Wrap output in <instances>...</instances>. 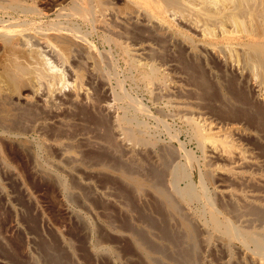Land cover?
Returning <instances> with one entry per match:
<instances>
[{
    "label": "rangeland",
    "instance_id": "obj_1",
    "mask_svg": "<svg viewBox=\"0 0 264 264\" xmlns=\"http://www.w3.org/2000/svg\"><path fill=\"white\" fill-rule=\"evenodd\" d=\"M26 1L29 4L33 1L35 4L31 5L36 8V11L39 10L36 14H27L30 18L35 16L32 19L36 22L33 21L34 26L36 25L39 28L42 25L41 29L44 30L42 32H47L53 28V22H57L56 25L68 28L70 33L79 34L78 36L85 40V44L88 43L87 46L90 49L69 45L66 47L68 53L65 46H60L61 44H57V47L55 44L54 48L50 46L42 47L35 44L33 39L30 40V45L36 46L31 48L37 49L38 47L39 50L37 49V51L40 52V55L37 58H35L36 55L25 56L22 62L26 65L30 59L28 65L34 61L35 64L33 63L31 66L34 65L36 69L45 72L43 80H48L47 84L43 83L41 79L39 80V83L42 82L41 86L38 81L37 83L40 88V95L44 96L43 98L47 95L48 97L46 98V106L37 103L35 99H32L29 104L24 101L15 102L16 106L22 107H18L20 110L25 108L34 110L33 118L26 119L22 127L20 125L16 128H3L0 126V264H43L42 256L46 254L43 251H45L47 245H50L59 254L61 252L60 255L68 256L74 264H147L133 247L131 239L127 237L128 227L132 225L136 229H142L141 231L145 233L149 231V237L152 235L150 238L153 241L155 239L160 245L163 244V241L157 238L160 236L157 223H160L162 217L156 211L155 205H158V201L151 191L144 190L141 191L142 195H136L132 184L123 179L117 168L110 167L108 161L111 162L114 156H112L113 153L108 147L109 144L103 136L106 129L111 132L113 141L116 140L114 142L119 144V152L115 154L116 158L123 163H128L131 159L133 163L130 164L134 165L133 173L138 178H147L146 171L151 167L160 169L162 175L167 178L168 173L174 167L181 165L184 175L183 177L181 175L176 181L178 188L191 185L193 188L195 187V190H198L200 183H202L205 197H210L208 199L212 203V210L219 212L221 218L227 217L234 225L244 229L253 228L252 230H255L261 225L264 227V224H261L264 223L262 221L264 218L256 220L248 212V206L250 205L264 207V128L262 129L260 124L264 120V107L253 97L245 80L237 78L228 65L214 59L215 57L212 54H208L202 49L195 33L188 30L189 28L177 19L175 20L176 23H172V34L156 35L150 29L135 28L131 25L132 23L124 24L131 26L125 28L123 23L119 21L122 14L115 9L111 13L107 12L103 16H99V18L96 16V19L87 21V23L85 21L82 23L83 21L80 18H72L67 20L68 22L65 19L66 23L63 21L64 18L62 20L58 15L56 18L57 12L54 8L58 6L68 8L70 0H30L31 3L29 0ZM6 14L8 16L11 14L16 15L15 18L21 21L26 17L23 12H19L18 17L13 10L5 13L0 10V22L8 18ZM118 14L120 15L118 16ZM114 16L118 20L113 18ZM97 19L104 22V27L99 25L102 22H96ZM103 19L108 21H103ZM60 20L63 24L59 23ZM70 22H73V25ZM106 23L111 27L108 28ZM106 25L107 28L104 29ZM117 25L118 27H116ZM44 28L49 29L45 30ZM177 28L179 31L185 30L187 33L185 31L182 33L189 35L185 38ZM111 29H113V32ZM174 30L175 32H173ZM110 31L111 35L108 34ZM180 34L181 36L178 37ZM119 36L122 38L120 39ZM113 38L114 41H112ZM189 38L192 39L191 42L186 41ZM116 40L120 41L116 42ZM187 42L191 45L188 46ZM122 43L125 48H123ZM120 44L123 51L121 46L118 47ZM143 44H146V47ZM139 46L144 47L145 51L140 49ZM126 48L127 51L129 50L127 54L124 52ZM20 58L22 59V57ZM130 59L137 63L149 62L148 65L159 68L158 74L162 72L159 76L163 77L161 81L166 84V87L163 84L165 89L156 88L154 80V82L150 80L146 83L145 79L141 77L142 75L137 73L138 71L136 72V69L131 67L132 65H129L132 62ZM128 65L131 68H128ZM133 69H135V72ZM46 73L49 76L45 75ZM50 75H52L53 81H51L52 79L49 80ZM142 78L144 81H141ZM48 83L50 88L46 87L49 85ZM75 90L80 91L81 95L78 97L77 104L70 105L68 104L69 97L73 95ZM26 93L30 94L29 96L32 95L31 91ZM230 96L242 100L234 105L233 97ZM102 103H105L107 107L110 106V110L107 108L106 111V108L102 107ZM187 117L200 121L204 119V122L208 123L212 121L213 126H216L215 130H221V133L228 131L235 147L243 153L245 162L233 167L223 155L220 156L217 151H213L209 144L203 145L204 147L201 146L192 134L190 124L186 120ZM116 118L119 119L117 120L119 124L116 123ZM57 122L69 124L70 128H67V133H62V126ZM124 124L128 127H125ZM129 124L133 129L130 128ZM231 125L233 128H229ZM119 126L132 129L135 133L138 131L137 134L142 132L140 134L144 140L142 141L144 145L139 144V142L138 145L133 147L135 144L133 145L130 140L125 139L128 142L126 143L128 145L132 143L130 146L135 149V154L132 157L120 147V140L121 137L124 138L123 135H119V139L114 138L113 131ZM81 131L89 139L78 142L76 151L81 160V166L79 167L78 164L70 169L71 167L65 166L66 164L59 158L56 145L59 143L58 140L60 141L68 133L72 135ZM54 141L57 142H55L56 145ZM25 144L27 147H25ZM139 148L146 151H138ZM183 150L185 153H183ZM119 157L121 158L119 159ZM57 164L60 166H56ZM189 165L190 167H188ZM141 166L144 169H139ZM41 167H45L53 175L63 177L62 179L67 182L68 190H81L82 196H76L72 198L73 200H70L67 196L68 190L60 191L54 178L37 174V169ZM105 168H110V170L106 171ZM231 170L236 171L238 176L243 175L247 178L233 177L229 173ZM238 171L242 174H239ZM116 172H119L118 175H116ZM206 202L204 196L199 193L198 198L187 205L188 209L190 208L189 211L199 217L198 220L207 218ZM253 202L257 203L254 204ZM258 203H262L260 204L262 206ZM148 219H154L153 221L156 224H150ZM172 222L171 227L179 231V225ZM145 229L147 230L145 231ZM196 230L199 237H197L198 246L196 248L197 264L252 263L241 250L240 241L232 242L229 250L230 255L227 256L228 252L215 238L212 239L211 247L205 248L200 237V231ZM95 242L100 243L97 252L94 251L93 247ZM42 245H44V248H42ZM162 246L167 248L165 241ZM248 247L252 248L251 246ZM92 249L95 252L94 255ZM101 250L103 253H100ZM95 254H98V256ZM135 257H137V260ZM163 259L165 258L160 260L161 263L169 264V262H166L169 258H166L165 261H162ZM171 260H175L176 264V259L171 257L169 261L171 262ZM170 264H174V261Z\"/></svg>",
    "mask_w": 264,
    "mask_h": 264
},
{
    "label": "bare ground",
    "instance_id": "obj_2",
    "mask_svg": "<svg viewBox=\"0 0 264 264\" xmlns=\"http://www.w3.org/2000/svg\"><path fill=\"white\" fill-rule=\"evenodd\" d=\"M29 2L31 3L30 0H29ZM31 4H35V3H33V1H32ZM31 4H29L26 0H0V10L4 11V13L8 12L9 10H13L14 12L17 13L18 17L21 14V13L19 14V12H23L26 15V17L24 19H22V21H21V20H17L15 18L16 15L11 14L8 16L7 15L8 13H7L6 15L8 16V18H6V20L0 22V49H1V51H0L1 52L0 53V126H2L3 128H11V127L16 128L19 125L22 127V124L26 119L33 118V116H34L33 115L34 110H32L31 108H25V109L20 110L18 108L20 106H16L15 102L24 101L25 103L29 104V103H31L32 99H35V101H37V103L39 102V104L41 103L44 106H46V103H47L46 98L48 97V95H47V97L45 96V98H43L44 96L42 97L40 95V91H39L40 88L38 86L39 80L40 79L43 80V76H44L43 74L45 72L43 73V71L36 69L34 67V65L32 67L31 65L34 63V61L32 64L28 65L30 62V59H29L28 64L26 63V65L23 64V62H22L23 57H25V56L31 57V56L36 55L35 58H37V56L40 55V52L37 51L38 47H37V49L31 48L33 45L32 46L30 45V40L33 39V41H35V44H39L42 47L50 46V47L54 48L55 44H56V47H57V44H61L60 46L61 47L65 46V48L69 45H75L78 47L79 46L83 47L84 49H90L87 46L88 43L85 44V42H84L85 40L81 36H78L79 34L77 35V33H75V32L70 33L68 31L69 30L68 28H64L62 26L56 25L57 22L56 23L53 22V24H52L53 28L48 30L47 32L46 31L42 32V31H44L41 29L42 25H40L39 28H37L36 25L34 26L33 23L35 21L32 19L35 16H32L30 18V17H28V15L33 14V13L36 14L39 10L37 9L38 11H36V8H34V6ZM114 9L117 12H119L120 14H122V15L118 14V16L120 15L119 21H120V23H123V25L132 23L131 25H133L135 28L145 29V30L150 29L151 31H153V33H156V35H165L167 33L172 34V30H173L172 29V25H173L172 23H174L176 19L181 21L186 27L189 28L188 30H192L195 33V35H196L195 37L198 38V41L200 42L202 49H204L206 52H208V54L209 53L212 54L215 57L214 59H218V60L224 62L226 65H228L232 69V71L235 73L237 78H239L241 80L242 79L245 80V82L247 83L246 85H248L250 87V90L253 94V97L264 107V0H70V6H68V8L59 7V6L57 8L56 7L54 8V10L57 12L56 18L58 15V17L60 16V18H62V20L64 18V20H63L64 22H66L67 20H71L72 18H74V19L80 18L81 21H83L82 23H84V21L86 23H87V21H93L94 19H96V16H98L97 18H99V16H103V14H105L107 12L111 13V12L115 11ZM114 13H116V12H114ZM108 16H109V13H108ZM115 17L116 16H114L113 18H115ZM40 18H42V17H40ZM40 18H38V19H40ZM65 19H66V21H65ZM100 19H101V17H100ZM115 19H117V18H115ZM97 21H99V19H97L96 22ZM103 21L107 22L108 20L103 19ZM39 22H40V20H39ZM100 22H102V20L99 21L98 23H100ZM112 22H113V20H112ZM59 23H62V21ZM106 24L108 25V23H106ZM67 25H69V24H67ZM99 25H102L104 27L105 24H104V22H102ZM107 25L104 29L107 28ZM118 25L116 27H118ZM90 26H91V24H90ZM124 26H125V28L131 27L129 25L128 26L124 25ZM110 27L108 25V28H110ZM119 27H120V25H119ZM97 28H99V27H97ZM174 28H175V26H174ZM47 29H49V28H46L45 30H47ZM31 30H33V31H31ZM112 30L113 29H111V31ZM74 31H76V30H74ZM105 31L107 32V30H105ZM111 31L108 33L109 35H111L110 34ZM178 31H179V29H178ZM184 31L181 30V31H179V33L181 32L182 36H184L186 38L187 35H189V34L182 33ZM173 32H175V30ZM102 33H103V31H102ZM185 33H187V32L185 31ZM170 34H169V36H170ZM181 34L178 37H180ZM126 35L128 36L127 33H126ZM120 36H121V34H120ZM173 36H175V35H173ZM188 37H190V36H188ZM121 38L122 37H120V39ZM51 40H53V41H51ZM114 40L115 39L113 38L112 41H114ZM190 40L192 41V39H190V38H189V40L187 39L186 41L191 42ZM119 41L116 40V42H119ZM189 42H187L188 46L191 45V44L189 45ZM193 42H192V44H193ZM52 43H54V44H52ZM140 44H142V42H140ZM122 45H123V43H122ZM122 45L120 44L118 47L121 46V48H122ZM134 45H136V44H134ZM143 46L146 47V44H143ZM194 46H195V44L193 45V47ZM144 47H140V49L144 50ZM123 48H125L124 45H123ZM123 48H122V51H123ZM187 48H189V47H187ZM191 48H192V46H191ZM63 50H62V52H63ZM65 50H67V48ZM124 50H126V51H124L126 54L129 51V50L127 51V48ZM193 51H194V49H193ZM58 52H60V51H58ZM67 52H68V50H67ZM147 52H148V50H147ZM147 52H145V53H147ZM83 53H84V51H83ZM192 54H194V53H192ZM41 55H43V54H41ZM19 57H22V59L21 58L19 59ZM31 60H33V59L31 58ZM131 63L129 65H132L131 67H134L136 69V72L138 71L137 73H140L142 75L141 77H143L145 79L146 83H147V81H150V80L153 81L154 80L155 82L154 81L153 82L155 83L154 85H156V88H158V89L161 88L162 90L165 89L164 85L166 87V84H164V82L161 81L163 79V77L159 76L160 73L162 74V72H160L158 74V71H160L159 68H155L154 65L153 66L148 65L149 62H147V63L138 62L137 63L135 61H132ZM46 65H47V63H46ZM129 65H128V68H131ZM147 66H149V67H147ZM223 66H225V65H223ZM49 69H52V68H49ZM135 69H133V71ZM95 71H97V70H95ZM104 73H105V71H104ZM47 74L48 73H46L45 75H47ZM47 76H49V75H47ZM50 77L51 78L48 77L49 80L52 79V75H50ZM101 77H103V75H101ZM44 78H46V77H44ZM144 79L141 81H144ZM44 80L42 82L47 84L48 80L47 81L46 80L44 81ZM37 81H38V83H37ZM51 81H53V79ZM54 81H55V79H54ZM41 83H39V85ZM50 84L47 85L46 87L50 88ZM151 84H153V83H151ZM202 84H204V83H202ZM75 88H76V86H75ZM51 89H52V87H51ZM51 89H50V91H51ZM228 90H230V89H228ZM27 91H29V92L31 91L32 95L29 96L30 94L28 95L26 93ZM79 92H78V90L74 91L73 95L71 97H69L70 99H69L68 104L74 105V103L77 102L78 97H80V95H81V93H79ZM227 92H229V91H227ZM230 95H232V94L230 93ZM86 96H87V94H86ZM233 96H235V95H233ZM233 96H230V97H233ZM241 98H243V97H241ZM49 99H50V97H49ZM52 99H53V97H52ZM233 100H234V105H237V103H240L242 99H238V98L236 99L235 97H233ZM102 107L106 108V111H107V108H109L110 106L107 107V105L105 103H102ZM20 108H22V107H20ZM52 110H54V109H52ZM55 110H57V109H55ZM109 110H110V108H109ZM235 111H237V110H235ZM122 114H124V113H122ZM57 117H59V116L57 115ZM63 117H64V115H63ZM40 118L41 117H39V119ZM125 119H127V118H125ZM115 120L117 121L119 119L116 118ZM186 120L190 124V127H191L192 132H193L192 134L195 136V138L197 139L198 143L201 144V146H203L205 144H209L210 147L213 149V151L214 150L217 151L220 154V156L223 155V157H225V159H227V161H229V163L231 165H233V167L236 166L237 164H242L245 162V157H244L243 153L241 152L240 149L235 147V145L233 144V142L230 139V135H229L228 131H223L221 133V130H215L216 126H213L212 121L208 123V122H204V119H202V121H200V120H196L195 118H192V117H187ZM42 121H43V119H42ZM112 122H114V121H112ZM118 122L119 121H117L116 123H118ZM57 123H59V125L62 126L61 127L62 133H64V132L67 133V131H68L67 128L69 127V124L63 123V122H57ZM130 123H131V121H130ZM260 124L262 125V129H263L264 128V120ZM39 125H41V124L39 123ZM124 126H125V124H124ZM129 126H130V124H129ZM235 126H236V124H235ZM119 127L116 128L115 131H113L114 132V138L116 137L117 139H119L118 136L121 134L123 135L124 138L122 139V137H121L120 147L125 151V153L129 154L130 157H132L133 154H135V152H134L135 149L133 147L138 145L139 142H140L139 144H141L142 141H144L142 138V135L140 134L142 132L139 131L140 132L139 133L140 136H139V134H137L138 131H137V133H135L132 130L133 128L131 126H130V128H132V129L121 128V127L119 128ZM229 128H233V126L231 125ZM72 130H74V129H72ZM101 130H102V128H101ZM4 131H6V130H4ZM17 132H18V130H17ZM82 132L83 131L76 132L72 135H70L68 133L63 138L61 137L62 139H60V141L58 140L59 143L56 142L57 140L54 141V143L55 142L57 143V145H56V143H55V145L57 147V151H58L59 156H60L59 158L61 159L62 162H64L66 164L65 166H67V165L70 166L71 167L70 169L74 168L78 164H79V167L81 166V164H80L81 160L79 159V155L76 151V147L78 146L77 145L78 142H82L85 139L86 140L89 139ZM18 135H20V134H18ZM103 136H104L105 140L107 141V143L109 144L108 147L111 149V151L113 153L112 156H114L111 159V162L108 161L111 165L110 167H115V168H117V170H119L123 179L126 180L128 183L132 184L134 192L136 193V195L137 194L142 195L141 191H144V190L145 191H151L158 201V205H155V207H156V211L159 212L158 214L162 217L160 218V223L159 222L157 223L158 224L157 228L159 229V232H160L159 233L160 236L157 234L159 236L157 238L161 239L163 241V244L165 241L167 248L162 246L163 244L160 245L159 243H157L158 241L156 242L155 239L153 241L150 238L152 235L149 237V234H150L149 231H148V233H149L148 234V233H145L144 231H141L142 229L139 230V229L132 227L133 225L128 227L129 233L127 234L128 235L127 237L131 239L133 247L135 248L137 253L140 255V257L145 261V263H147V264H163V263H161L160 260L162 258H165V259L169 258L168 261L166 260V262H169V264H170L171 262L174 261V264H175V260H173V261L171 260V262L169 261L170 258L172 257L173 259H176V264H197L196 248L198 246L197 245L198 244L197 243V237L198 236H197V230L196 229H198L200 231L199 232L200 237L202 239L203 244L205 245V246L203 245L205 248L211 247V245L213 243L212 239L215 238V240H218L220 245L224 249H226L225 251L228 252L227 256H229L230 255L229 250H230V246L232 245V242L238 240L241 243V250L243 251V253L245 255H247V257H249V259L252 262L251 264H264V227L262 225L260 227L256 228L255 230H252L253 228L252 229H249V228L244 229V228H240V227L234 225L230 221V219H228L227 217L221 218L220 214H218L219 212L217 213V212L212 210V207H213V206H211L212 203H210V201L208 199L210 197L209 196H207L208 198L205 197L203 187L201 186V185H203L202 183H200L201 185L199 184L200 188L198 190H195V187L193 188L191 185H187L184 188H181V187L178 188L176 185V181L181 175H182V177L184 175L183 174L184 173L183 167H181V165L174 167V169L171 168L172 170L168 173L167 178L164 177V175H162V171L160 169L153 168V167L147 169V171H146L147 178H144V179L138 178L137 175H135L133 173V169H134L133 166L134 165L132 166L130 164L132 162L131 159H130V162L123 163L116 158L115 154H117L119 152V150H118L119 144H116V142H114L116 140L113 141V136L111 135V132H109V130L106 129ZM143 137H144V135H143ZM125 139L128 141L130 140L133 143V145L134 144L135 145L134 146L132 145L133 147L131 148L130 144H132V143H130L128 145L127 144L128 142ZM148 142L150 143V141H148ZM20 143H22V142H20ZM37 145L39 146V144H37ZM142 145H144V144L142 143ZM47 146H48V144H47ZM25 147H27L26 144H25ZM51 147H52V145H51ZM142 150H145V149L139 148L138 151H142ZM183 153H185V151ZM117 157H118V155H117ZM155 157L157 158V156H155ZM185 157H186V155H185ZM98 158H97V160H99ZM120 158L121 157H119V159ZM147 159H149V158H147ZM187 159H190V158H187ZM125 161H127V160H125ZM42 162L44 163V161H42ZM164 164H165V162H164ZM155 165H156V163H155ZM40 166H42V165H40ZM56 166H60V165L57 164ZM36 167H38V166H36ZM63 167H64V165H63ZM83 167H85V166H83ZM188 167H190V165ZM56 168H58V167H56ZM61 168H62V166H61ZM51 169H53V168H51ZM139 169L142 170L144 168H143V166H141ZM139 169H137V170H139ZM105 170L109 171L110 168L109 169L105 168ZM37 172H38L37 174H40V175L42 174L41 176L47 175L48 177L54 178L58 184V189L60 191L63 192V191L68 190L67 182L65 179H64L65 181L62 179L63 177L61 178V177H59V175L58 176L53 175V173H50L45 167L44 168L43 167L38 168ZM119 172H116L117 173L116 175H118ZM111 173L113 174V171ZM229 173H231V176H233V177H236V176L240 177V178L245 177L243 175H242L243 177L238 176L236 171L231 170V172H229ZM238 173L242 174L239 171H238ZM114 174H115V172H114ZM119 177H121V176H119ZM245 178H247V177H245ZM123 184H124V182H123ZM167 185H168V187H167ZM76 190H77V188H76ZM67 192H68L67 196L70 198V200H73L72 199L73 197L82 196L81 190L72 191V189H71V191L68 190ZM199 193H201V195L204 196V199L207 201L205 203V205L207 206V212H206V209L204 208L205 209L204 211L207 213V218L205 220H200V219L198 220L199 217H196L195 216L196 214L194 215V213H191L192 211L190 212L189 211L190 208L188 209V207H187V205L192 200L198 198ZM262 197H263V195H262ZM126 198H127V196H126ZM81 202H82V200H81ZM256 203H254V204H256ZM260 204H262V203H260ZM260 204L258 203V205H260ZM260 206H262V205H260ZM125 208L127 209V207H125ZM238 208L239 207H237L236 209H238ZM245 208H246V206H245ZM141 209H144V208H141ZM199 210H200V208H199ZM233 210H235V209H233ZM248 212L256 220L264 218V207L250 205V206H248ZM237 215H239V214H237ZM241 216H243V215H241ZM247 216H248V214H247ZM80 218H82V217H80ZM157 218H159V217H157ZM153 220L154 219H152V220L148 219L150 224H156L155 221H153ZM262 221H264V220H262ZM171 222L172 223L175 222V224H178L179 225L178 227L180 228V230L178 231L177 229H174V227L172 228ZM261 224H264V223H261ZM141 225H143V224L141 223ZM173 226H174V224H173ZM255 227H257V226H255ZM137 228H138V226H137ZM140 228H142V227H140ZM109 229H111V228H109ZM146 230L147 229H145V231ZM148 230H150V229H148ZM162 241H161V243H162ZM88 243H89V241H88ZM42 244H43V242H42ZM99 245H100L99 242L94 243V245H93L94 251L97 252L98 247H100ZM101 245H102V243H101ZM200 245H201V243H200ZM43 246L44 245H42V248H44ZM104 246H103V248H104ZM248 246H251L252 248L250 249ZM45 248L46 249H44L45 251H43V252H45L46 254H44L45 256L44 255L42 256L43 257V264H74L72 259H70L68 256L65 257L64 255L63 256L60 255L61 252L59 254L50 245H47ZM103 248H102V250H103ZM134 248H132V249H134ZM102 250L100 253H103ZM105 250H106V248H105ZM92 251H93V249H92ZM94 251H93V255L95 253ZM63 252H65V251H63ZM105 253H106V251H105ZM71 255H72V253H71ZM95 255L98 256V254H95ZM135 259L137 260V257H135ZM165 259H163L162 261H165ZM166 264H168V263H166Z\"/></svg>",
    "mask_w": 264,
    "mask_h": 264
}]
</instances>
